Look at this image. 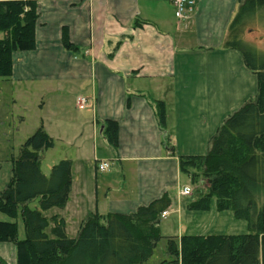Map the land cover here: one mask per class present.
Segmentation results:
<instances>
[{"label": "crops", "instance_id": "0c3cea01", "mask_svg": "<svg viewBox=\"0 0 264 264\" xmlns=\"http://www.w3.org/2000/svg\"><path fill=\"white\" fill-rule=\"evenodd\" d=\"M0 1L36 4L34 48L15 52L2 80L13 101L39 100L37 130L68 149L67 201L46 218H62L72 239L89 214H131L168 195L178 225L166 237L194 235L185 234L195 199L182 194L191 185L179 158L205 156L225 118L257 92L240 53L223 48L238 0H195L183 20L171 0ZM106 122L117 125L116 147Z\"/></svg>", "mask_w": 264, "mask_h": 264}, {"label": "trees", "instance_id": "16d2710c", "mask_svg": "<svg viewBox=\"0 0 264 264\" xmlns=\"http://www.w3.org/2000/svg\"><path fill=\"white\" fill-rule=\"evenodd\" d=\"M239 6L223 41V48L238 51L243 63L257 78V92L237 111L227 116L210 142L205 156L180 157L181 173L201 172L205 196H198L189 208L206 211L214 201L217 211H230L246 220L243 235H184L167 238L169 262L160 264H264V203L255 189H264V53L244 39L257 16L264 21V0H238ZM36 4L30 1H0V79H8L15 52L34 48ZM159 125L165 113L156 104ZM105 136L116 147L117 125L106 122ZM53 141L38 129L12 160L11 178L0 192V211L20 218L24 238L18 239L15 222H0V242L16 248L17 264H143L153 254L160 233L161 214L171 206L164 195L131 214H89L75 238H69L59 216L47 219L43 213L64 207L70 191L71 164L61 160L48 176L39 167V152ZM191 182V181H190ZM37 201L36 208L28 204ZM50 228V235L46 230Z\"/></svg>", "mask_w": 264, "mask_h": 264}, {"label": "rangeland", "instance_id": "374dc122", "mask_svg": "<svg viewBox=\"0 0 264 264\" xmlns=\"http://www.w3.org/2000/svg\"><path fill=\"white\" fill-rule=\"evenodd\" d=\"M244 39L247 43L264 53V21H261L259 16H257L254 23H250ZM3 81L0 79V192L11 178L12 160L18 158L22 145L37 130L38 109L36 104L39 103V100L34 97H28V100L19 99L18 101H13L11 90ZM67 150L64 143L56 142L51 148L39 152V167L43 175L48 176L51 168L59 161L65 159ZM191 173L189 177L193 176L192 180L187 177L191 185V187H188L191 191L190 197L192 196L196 199L200 195L205 196L207 191L201 172L193 169ZM254 196L260 204L264 203V189H255ZM190 197H186L183 201L184 207L186 202L193 200ZM28 206L36 208L37 201H33ZM53 209L57 210L58 208ZM53 209L44 212L43 216H50L55 211ZM191 213H193L189 214L191 223L188 224L189 229L185 234H199L207 237L210 235H243L248 232L246 220L236 219L230 211H217L214 201H211L208 210L193 211ZM0 222L17 223L18 239L24 238V230L19 217L14 219L0 211ZM70 225L71 227L67 229L68 235L74 236V226ZM177 225L178 213L176 211L174 213L169 211L165 218H161L160 228L163 238L158 242L152 256L143 264H160L164 261L169 262L172 259L167 254L166 236L174 235ZM46 232L50 235V228ZM0 264H17L16 248L12 243L0 242Z\"/></svg>", "mask_w": 264, "mask_h": 264}, {"label": "built area", "instance_id": "2783aa9c", "mask_svg": "<svg viewBox=\"0 0 264 264\" xmlns=\"http://www.w3.org/2000/svg\"><path fill=\"white\" fill-rule=\"evenodd\" d=\"M172 4L175 9V17L178 20H183L187 17L188 12L191 10V6L194 4L195 0H171ZM86 104V99L84 98H78L77 99V106L79 109H83V107ZM107 164L102 163L99 165L98 169L100 171H105L107 169ZM191 193L189 188H184L182 191V194L185 196H189ZM168 214V211H164L161 214V218H165L166 215Z\"/></svg>", "mask_w": 264, "mask_h": 264}]
</instances>
